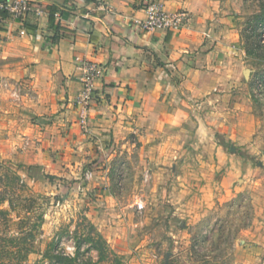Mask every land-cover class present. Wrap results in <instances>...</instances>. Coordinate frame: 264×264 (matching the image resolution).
Here are the masks:
<instances>
[{
    "label": "rangeland",
    "instance_id": "1",
    "mask_svg": "<svg viewBox=\"0 0 264 264\" xmlns=\"http://www.w3.org/2000/svg\"><path fill=\"white\" fill-rule=\"evenodd\" d=\"M227 1L237 61L202 124L192 108L103 146L67 142L0 74V262L264 264V0Z\"/></svg>",
    "mask_w": 264,
    "mask_h": 264
},
{
    "label": "crops",
    "instance_id": "2",
    "mask_svg": "<svg viewBox=\"0 0 264 264\" xmlns=\"http://www.w3.org/2000/svg\"><path fill=\"white\" fill-rule=\"evenodd\" d=\"M146 1L29 0L21 21L1 12L0 74L25 83L23 99L42 120L53 115L50 130L61 128L67 142L103 146L134 129H159L160 116L174 124L192 108L202 124L203 98L221 97L229 81L225 64L236 65L233 8L227 0H160L167 11H187L188 20L148 32L137 26ZM77 58L105 67L85 112L75 105L82 72ZM212 122L228 134L241 132L239 118L226 122L216 114Z\"/></svg>",
    "mask_w": 264,
    "mask_h": 264
},
{
    "label": "built area",
    "instance_id": "3",
    "mask_svg": "<svg viewBox=\"0 0 264 264\" xmlns=\"http://www.w3.org/2000/svg\"><path fill=\"white\" fill-rule=\"evenodd\" d=\"M145 18L137 22V26L145 31L157 29L178 28L186 24L188 13L185 10L167 11L160 0H147L145 2ZM31 10L29 0H0V13L23 20L25 15ZM4 18L0 14V33L3 29ZM23 30H20L22 33ZM79 60L82 70L78 81L80 83L79 92L75 98V104L82 111H87L97 97V83L105 74V67L96 61L88 59Z\"/></svg>",
    "mask_w": 264,
    "mask_h": 264
},
{
    "label": "trees",
    "instance_id": "4",
    "mask_svg": "<svg viewBox=\"0 0 264 264\" xmlns=\"http://www.w3.org/2000/svg\"><path fill=\"white\" fill-rule=\"evenodd\" d=\"M52 257L55 260L56 264H58V263L62 264L63 262H64V264H72L73 262H76L75 257H70L68 255H64L61 252L54 254ZM0 264H5V263L0 262Z\"/></svg>",
    "mask_w": 264,
    "mask_h": 264
}]
</instances>
